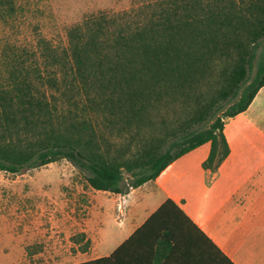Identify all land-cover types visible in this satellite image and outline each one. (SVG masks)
I'll return each instance as SVG.
<instances>
[{"label": "trees", "instance_id": "obj_1", "mask_svg": "<svg viewBox=\"0 0 264 264\" xmlns=\"http://www.w3.org/2000/svg\"><path fill=\"white\" fill-rule=\"evenodd\" d=\"M22 9L0 0V21ZM263 86L264 0H148L84 17L62 47L42 36L31 46L7 41L0 170L66 158L92 188L124 194L209 143L203 167L214 171L231 151L225 118ZM174 104L182 115L173 119ZM73 264L235 262L167 199L110 255Z\"/></svg>", "mask_w": 264, "mask_h": 264}, {"label": "rangeland", "instance_id": "obj_2", "mask_svg": "<svg viewBox=\"0 0 264 264\" xmlns=\"http://www.w3.org/2000/svg\"><path fill=\"white\" fill-rule=\"evenodd\" d=\"M146 1L20 0L23 9L18 16L9 23L0 21V48L7 41L31 46L39 36L62 47L67 44L69 28L84 17L102 12L118 13ZM232 103V100L224 101L223 112ZM173 106L170 117H181L182 110ZM230 118H225V125ZM240 119L258 124H241L242 131L231 137L239 153L234 163L264 164L260 153L264 149V91L246 112L240 114ZM232 124L235 121L229 124L228 132ZM244 133L248 138L243 137ZM95 196L107 198L106 194L92 188L86 174L66 158L20 173L0 170V264L81 261L83 252L92 243L91 236L83 229L90 217V200ZM105 213L95 223L97 240L102 239V231L110 228L116 218V214L111 217ZM117 219L120 220L119 216ZM4 252L12 257L4 258Z\"/></svg>", "mask_w": 264, "mask_h": 264}, {"label": "crops", "instance_id": "obj_3", "mask_svg": "<svg viewBox=\"0 0 264 264\" xmlns=\"http://www.w3.org/2000/svg\"><path fill=\"white\" fill-rule=\"evenodd\" d=\"M263 91L264 86L247 110ZM241 113L231 117L225 125L231 151L217 170L203 167L210 152L207 143L175 160L156 179L127 193L96 190L107 198L95 196L90 200V217L83 232L91 236L92 243L77 262L110 255L162 203L173 199L235 264H264V164H235L234 158L239 153L231 138L242 131L241 124L258 123L242 122ZM233 121L235 124L228 132ZM244 136L248 138L246 133ZM260 153L264 161V149ZM105 211L110 216L116 214V218L110 228L102 231V239L97 240L95 223L97 218L105 216ZM3 256L12 257V254L4 252Z\"/></svg>", "mask_w": 264, "mask_h": 264}]
</instances>
